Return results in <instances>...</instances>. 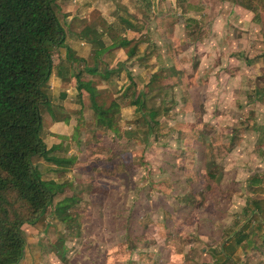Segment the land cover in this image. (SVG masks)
Here are the masks:
<instances>
[{
  "label": "rangeland",
  "instance_id": "rangeland-1",
  "mask_svg": "<svg viewBox=\"0 0 264 264\" xmlns=\"http://www.w3.org/2000/svg\"><path fill=\"white\" fill-rule=\"evenodd\" d=\"M106 3L112 20L137 21L125 51L144 56L124 65L147 78L122 70L129 94L83 95L104 108L138 95L140 105L124 109L135 117L125 112L119 138L94 106L60 110L75 137L58 144L48 130L59 113L42 108L41 136L61 160L36 164L62 189L22 227L20 264H264V0H58L56 12L67 27H99ZM64 199L66 221L54 213ZM239 232L248 239L231 252Z\"/></svg>",
  "mask_w": 264,
  "mask_h": 264
},
{
  "label": "trees",
  "instance_id": "trees-1",
  "mask_svg": "<svg viewBox=\"0 0 264 264\" xmlns=\"http://www.w3.org/2000/svg\"><path fill=\"white\" fill-rule=\"evenodd\" d=\"M57 2L0 0V264H20L25 247L22 227L36 223L52 208L62 189L61 184L44 180L36 164L40 158L61 160L51 155L54 147L49 149L41 136L42 108L51 106L47 86L53 73V55L60 48L71 51L66 45L69 28L58 17ZM247 7L252 9L250 2ZM88 35L102 50L98 33ZM94 64H98L96 59ZM83 69L93 70L87 64ZM78 88L94 95L88 83H79ZM139 102L138 98L133 104ZM93 106L100 125L116 130L111 107L105 109L95 100ZM69 201H60L54 209L62 221L71 218ZM237 235L228 245L231 252L237 243L248 239L243 233Z\"/></svg>",
  "mask_w": 264,
  "mask_h": 264
},
{
  "label": "crops",
  "instance_id": "crops-1",
  "mask_svg": "<svg viewBox=\"0 0 264 264\" xmlns=\"http://www.w3.org/2000/svg\"><path fill=\"white\" fill-rule=\"evenodd\" d=\"M106 5H108V8L105 10L107 13H101L102 17L103 16H106V17H103L104 21H101V24H99V27L93 26L91 28V24H89L88 22H86L87 24L83 27L84 29L82 27H78V28L68 27L70 33L67 36L66 45L69 47L71 51L68 53L66 48H60L55 51L56 56L58 55L60 56L63 55V56L60 58L58 62V66H55L57 62H55V58L53 57V60H54L53 68L54 69H53L52 76L48 82V86L50 87L47 90V94H48L51 104L58 111V113L60 112V110H62V112H65V109L73 110L74 112V111H81L82 109L83 111H86L93 107L92 101L91 103L88 102L87 97L83 95V92H87V93L89 92L84 88L81 90L80 89L77 90L79 83L80 84L81 83H88V84L91 83L90 85H92V87L90 86V88L93 89L94 91L93 98H95L96 96L95 90L97 91V89L98 90L100 89L110 90L114 94L113 95L114 97H117V96L124 97L125 92L129 94L130 89H128V86L125 85V82L122 83L120 72L124 70L126 72V77H129V76L135 77L136 75H133L130 71H126L127 68L124 65V63L130 59H132L131 60L132 63H134L135 61H140V59L144 56V55H136L137 53L133 54L132 52L133 55L128 58V55L126 54L127 52L125 51L126 46L131 41V38L129 37V35L131 34L138 35L139 33L136 30L138 29V27H136L137 21H132L128 17L121 18L122 16H120L119 21L117 20L115 21V19L112 20L114 16H112L111 9L113 7H111V5L109 6L108 3H106ZM98 11L101 12L103 10H98ZM90 12H93V10H91ZM93 31L98 33L100 37V42L104 44L102 50L100 49L99 45L96 44L95 41L88 40V36H89L88 34H90ZM112 33H115L117 35V41H120L118 45H116V42H113L112 39L110 38L108 39V37ZM118 35H120L121 37L118 38ZM74 37L79 38V40L74 41L73 40ZM125 38H127L128 40L127 42ZM109 41H110V45L107 43ZM85 46H87L86 48L88 49V51L85 52L84 55L79 54L78 51H81V52L84 51ZM135 46L133 50L135 49V52H136L137 50ZM94 59L98 61L97 65L94 64ZM85 61H87L89 67L93 68L92 71H86L85 69H83L84 64H87L85 63ZM90 62H92V65L90 64ZM121 63H122V67L121 69H119L120 68L119 64ZM55 67L57 68V70ZM73 71H76L77 73L79 72L78 75L82 74V76L80 77L78 75L72 76ZM66 74H68V76ZM142 78H147V77H143V75L141 74H138L135 77V79H142ZM96 79H97V82L99 81L100 82L97 85V87L96 86L94 87L93 86L95 84L94 80ZM91 89L90 91L92 92ZM136 90L138 91L139 87H137ZM136 90L133 87L132 93H134ZM114 92L116 93L117 96L115 95ZM75 94H77L78 96ZM80 95L82 99L80 98ZM89 95L91 96L92 94L89 93ZM74 96L77 97V103L79 104H77L78 106H69V104H67L66 101L72 99V97ZM52 97L54 98L58 97L59 103L57 104H59L60 106L54 103V101L52 102ZM138 98L139 96L136 95V96H132L128 100H125L124 103H120L121 108L119 107V105H117L118 103L117 100H116V104L115 102H111L109 103L108 107L105 108V109H108L111 107V110L115 108H117V110L118 108H120V110H123V114L122 112L118 114L120 116V119L114 120V125L116 127V130H110V133H112L114 136L117 135L118 138L119 136H123L120 133L119 127H121L122 124L124 125L126 123L127 119L124 120L125 112H128L129 119L135 117L132 113V110L126 111L124 109L128 108L130 104L134 105L133 104L134 101ZM86 114L88 113L86 112L85 115ZM50 120L52 121L51 129L50 130L47 129V130L49 133L51 132L53 134L52 135L53 144H58V142L66 140L67 137L70 135H71L70 136L71 138L72 136L75 137V133H73L74 132V125H73L74 118L69 119L68 117L66 118V116H64L63 118L61 116V113H59L58 118H55L53 120L52 117H50ZM69 126L72 129V131H70ZM54 148L56 147L54 146Z\"/></svg>",
  "mask_w": 264,
  "mask_h": 264
}]
</instances>
